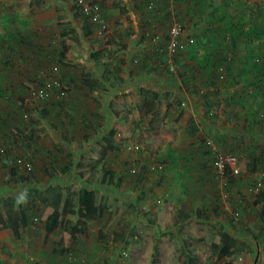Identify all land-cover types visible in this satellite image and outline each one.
I'll list each match as a JSON object with an SVG mask.
<instances>
[{"label":"rangeland","instance_id":"rangeland-1","mask_svg":"<svg viewBox=\"0 0 264 264\" xmlns=\"http://www.w3.org/2000/svg\"><path fill=\"white\" fill-rule=\"evenodd\" d=\"M3 1V4L0 2V201L11 199L14 208L20 204L26 206V189L4 182L12 167L24 175L31 172L30 167L25 168V163L34 168L29 175L33 178L29 182L32 184L30 189L33 191L41 186V191L46 192L45 196L52 194L51 190H43L48 183H51L52 188L57 184L51 179L57 176L54 170L63 167L74 156L76 159L80 157L82 166L77 168L76 162L73 164V177L68 178L66 185L60 189L63 198L78 188L74 175L80 168H83V176L98 187L106 169L115 171L120 181L116 183L118 191L112 190L110 196L103 199L109 212L107 210L99 221L90 222L86 230L89 228L88 233L91 231L93 234L82 235L69 252L60 253L58 247L52 245L51 237L33 232L31 227L38 228L41 224L32 220V225L24 228L19 235L7 229L0 231V262L226 264L224 258L217 259L209 249L221 225L214 214L220 212L227 216L225 214L228 211L233 213L227 203L229 200L232 202L231 186L242 183L250 187L254 180L259 179L258 173L256 178L250 177L252 171L249 162L247 164L245 161L248 154L238 150L239 147L247 148L249 152L256 147L262 149L264 137L253 139L249 135L237 134V131L248 125L242 120L248 121L256 111L264 113V108H259L261 102L258 97L247 98L244 102H238L231 96L204 101L194 94L192 88L196 90V87H190V83L187 84L188 89L163 91L160 82L169 79L170 75V71L164 68L165 61L167 64L174 63L176 69L172 73H182V81L184 76L191 75V71L185 67L190 65L195 69L192 72L195 75L198 63L205 66L212 53H220L209 40L208 33L200 29L198 24L205 25L218 11V16L222 13L239 16L241 7L237 1L245 0H154V10L147 8L149 0H128L131 2L127 3L128 8L140 11V18L144 16L147 21L145 26L140 20L136 21L137 28H144L138 31L144 36L145 43L133 49V57H128L132 59V64L129 68L125 64V70H128L127 74L138 69L141 72L148 71L149 75L154 74L159 80L155 76L144 87L136 86L117 94L105 88L93 93L82 83L83 78H88L93 81L95 88L104 84L113 85L110 72L117 71L118 60L122 57H111L108 47L104 57L90 58L97 53L98 46L94 43L97 36L86 35L84 29L87 25H96H91L80 15L75 9L74 0ZM135 3H139V7ZM247 3L255 7L256 3L262 4L264 0H247ZM125 5L123 0L120 7ZM153 14L154 18L151 17ZM251 16L252 12L247 11L244 17L238 18L244 25L252 26ZM173 23L184 27L183 37L192 33L194 42L190 44L192 46L185 47L179 57H160L163 66L153 68V50L156 52L155 48L165 46ZM63 33L64 37L61 36ZM100 33L98 37L103 41L110 35V31ZM261 39H256L254 44L260 43ZM53 42L58 43L57 46ZM52 43L57 48H53ZM63 44L70 50L67 60L75 59L73 64L56 63V52ZM246 53L243 52L242 56L246 57ZM76 63H80L81 68H75ZM176 64L184 68H177ZM242 67L240 76L249 75V71H244ZM204 71L202 74L198 72L201 79L199 85L207 81V72ZM152 91L159 95L151 116L142 110V101L150 97ZM109 101L108 109L104 110L101 103ZM181 101L183 103L179 104ZM208 110L207 115L205 113ZM115 113L118 117L114 116ZM105 116L111 119L106 120ZM126 116H130L128 121L123 119ZM217 116L221 117L220 122L215 121ZM235 119L242 123L236 125ZM28 120L34 122L35 141L38 144V151L33 156L26 154L32 147H25L20 140L10 143L13 129L18 124L26 125ZM107 122L115 130L113 139H116V150L106 153L99 160V145L102 143L99 139ZM24 128V133H27L28 129ZM213 137L221 142L222 154L237 152L239 155H233L236 158L234 167L240 171L235 183L229 184L220 179L214 165L207 160L206 141ZM67 142L68 146L65 145ZM6 156L10 157V161L5 165ZM158 161H164L166 169L158 173L149 171V166ZM131 169L135 172L130 173ZM249 194L252 196L251 192ZM249 199L248 206L251 205L252 197ZM212 204L215 211L210 216L206 206ZM194 208H198L208 218L201 215V221H194L180 216V213L193 214ZM35 210H40V206L35 207ZM209 217L213 220L210 221ZM106 220H110L108 228L103 227ZM114 232L130 234L128 243L118 246L112 240ZM105 234L107 239H101ZM155 242L157 250L154 255ZM191 243H195L198 248L191 246Z\"/></svg>","mask_w":264,"mask_h":264},{"label":"trees","instance_id":"trees-1","mask_svg":"<svg viewBox=\"0 0 264 264\" xmlns=\"http://www.w3.org/2000/svg\"><path fill=\"white\" fill-rule=\"evenodd\" d=\"M76 2L75 9L77 8L78 12L79 7ZM90 4L98 3L97 0H88ZM150 1V0H149ZM148 1V2H149ZM146 3V6L148 4ZM156 2V1H155ZM237 4L240 5L241 10L238 12L240 15H222L220 11L215 12L213 14V18L208 22L204 23L205 25H200V29L204 32L208 33L209 40H212L215 48H218L220 53H212L210 55V59L207 60L204 64L198 63L199 67L196 69L195 75L192 73L195 69H193L190 65L185 67L189 71H191V75H187L183 77V85L181 84L178 89H188L189 86L187 84H191L190 87H196V90H193L194 94L200 96V99L207 101L210 98H218L221 96H231L232 99H235L238 102H244L247 98L258 97L261 104L260 109L264 108V3H256L255 7H251L247 0L237 1ZM100 5V4H99ZM250 6V7H249ZM148 8V7H147ZM149 9V8H148ZM154 8L150 10H154ZM247 11L252 12V16L250 17V22L252 26L244 25L240 18L244 17ZM83 17V15L80 13ZM150 18V16H147ZM87 21V19L84 17ZM263 20V23H261ZM219 22V23H218ZM88 23L91 24L89 21ZM203 24V23H201ZM246 26V27H245ZM197 27V25H195ZM262 35H259V34ZM64 33L61 35L64 37ZM168 38V37H167ZM261 39V42L257 45L254 44L256 39ZM189 39L194 38L191 34L182 37L180 47L169 57H179L185 47L192 46L190 45L192 42ZM167 40L165 42V45ZM161 48H164L161 47ZM156 52L153 50L151 66L161 67L162 60L160 57H167L164 51H159L160 48H155ZM247 52V56L243 57L242 53ZM97 54V53H95ZM70 55V50L68 47L63 44L61 52L57 55L56 63L60 65L62 64H73V60H67ZM96 55H91V59ZM95 59V58H94ZM243 64V65H242ZM247 67H242L246 66ZM75 68H81L80 63L74 64ZM177 68H184L179 64H176ZM242 69L248 70L249 75L240 76V70ZM164 68L168 71L169 65L164 63ZM55 70V69H54ZM207 72L206 80L204 83L199 85V81L201 80L198 77V72L202 74L203 72ZM170 71V70H169ZM168 71V72H169ZM197 73V74H196ZM170 75L168 81L177 80V78L181 79L180 75L182 73L174 74L172 71L169 72ZM87 77L86 75H84ZM202 76V75H200ZM83 85L87 86L89 90L96 92L95 85L92 80L88 78L82 79ZM189 84V85H190ZM0 89V93H1ZM142 94V90H140ZM158 92H151V96L143 99L142 110L148 112L151 116L154 113L155 100L158 99ZM21 101V100H20ZM183 103V101L179 102V104ZM209 107V105H207ZM110 110V107H109ZM205 114H209V110L206 111ZM115 117H118L117 113L114 114ZM113 117V115H112ZM130 116L122 117L124 120L128 121ZM68 118V116H67ZM216 122H220L221 117H215ZM248 121L242 120V122L247 123V127L244 129H239L237 134L241 135H249V137L255 138H263L264 137V113L256 111L251 117H249ZM68 119H73V117H69ZM106 120H110L111 117L105 116ZM233 119V118H232ZM231 119V120H232ZM232 122V121H231ZM240 120L236 121V125L242 123ZM36 123V121H35ZM104 128H102L103 134V142L104 145L101 149V155L99 160H102L107 151H112L115 149L113 135L115 133L114 127L109 123L104 124ZM198 125V123H197ZM199 126V125H198ZM26 127L28 129V134L24 133L23 129ZM38 136V135H37ZM37 137L34 135V122L28 120L27 124L24 125L18 124L12 131L10 135V143L17 142L20 140L21 144H24L25 147H32L30 152L26 154L28 156H33L35 152H37ZM218 148V151L221 153L220 145L221 142L215 137L209 139ZM74 144V143H73ZM99 144V143H98ZM68 146V142L65 143ZM101 144L99 145V147ZM247 148L243 149L239 147L238 152H244L248 158H246V162L248 164L251 171L259 170L264 172V147L259 149L256 147L255 149H251L250 152L246 151ZM206 157L207 160L210 161V164L216 160L215 153L213 148L206 145ZM222 154V153H221ZM232 155L239 156L237 152H231ZM70 157V156H69ZM79 158H69L66 164L63 167H60L57 170H54L57 176H52L51 179L57 184L52 188L51 183L43 189L44 191H52L51 196H45L41 189L43 187L39 186V189L31 190L32 184L29 183L33 180L29 175L34 171L32 169V165L30 169L32 170L29 173L24 175L21 172H18L16 167H12L10 169V174L6 175L5 184L13 186H20L25 190V205H19L18 208H14L13 201L11 199L0 201V231L9 229L15 235H19V233L26 227H30L32 225V220H36L35 222L40 227L32 228L33 232H37L39 234L44 233V236L51 237L52 245L57 246L60 253H66L70 251V247L73 242L79 237V235H83L86 233V227L92 221H99V219L104 216L105 212L109 208L104 204L103 199L110 196L112 190L118 191L116 187V183L120 181V177H117V173L111 169H106L103 171L102 179L100 184H98L103 190L97 186V184L92 183L89 178L83 176L82 171L83 168L77 169V174L75 178L78 182V188L65 198L60 191L66 185V181L68 178L73 177V172L71 168L75 163V167H81L82 162H80ZM10 161V157L6 156L5 161L3 162L5 165ZM166 164L164 161H158V163L149 166L148 170L152 173L162 172L166 169ZM45 173L49 174L50 172L45 171ZM132 173V172H130ZM217 173V172H216ZM261 173V172H260ZM218 175V173H217ZM225 175L226 178L224 181L227 183H235L238 180V175L231 174L229 166L225 167ZM215 176V174H214ZM261 181L264 183V177H260ZM58 180V181H56ZM256 180L253 181L252 187L256 185ZM24 183V185H22ZM115 185V186H113ZM23 186V187H22ZM32 192H31V191ZM55 190V192H54ZM27 191V192H26ZM3 200V199H2ZM40 206V210H35V207ZM254 206L258 210L259 217L261 222L264 224V187L259 189L258 193L255 196ZM193 214L189 213H180V216L184 219H199L201 213L198 208H194L192 211ZM69 216H73L70 218ZM204 218H208L206 215H202ZM32 222V223H31ZM110 220H106L104 228H108V223ZM104 230V229H103ZM110 235L109 233H107ZM112 240L118 246H122L128 243V237L130 234L124 232H114ZM107 235H103L101 239L105 238ZM53 238H59L55 240ZM158 242V241H157ZM157 242H155L153 246V254L155 255L157 250ZM234 242L232 237L226 233L218 230L210 243V247L212 248L213 253H215L217 259H221L224 257L230 258L232 256L231 248L233 247ZM53 251V250H51ZM0 264H2L0 262ZM229 264H235V262L231 259Z\"/></svg>","mask_w":264,"mask_h":264},{"label":"crops","instance_id":"crops-1","mask_svg":"<svg viewBox=\"0 0 264 264\" xmlns=\"http://www.w3.org/2000/svg\"><path fill=\"white\" fill-rule=\"evenodd\" d=\"M122 1L123 0H99L100 5L99 4L98 5L100 8V13L108 25V29L102 33H106L110 31L109 33L110 35L109 37H107L106 40L103 41L98 37V35L101 34L100 33L101 31L100 29H98L97 25L96 26L87 25V27H85L84 29L86 35L97 36L94 42L98 46L97 54H96L97 57H104L103 56V54L105 53L104 51L108 47L111 50L110 52L111 57H122L121 59L118 60L119 65L116 67L117 71L114 72L113 70H111L110 72V76H112L111 79L113 80V85L104 84L103 86L99 85V88L96 87V90L100 88L103 89L105 88L104 90H109L110 92L115 94L126 92L136 86L144 87L145 85H148L149 81L153 80L156 76L154 74L149 75L148 71L141 72L139 71V69L129 72V74H127L128 70L127 71L125 70L126 68L125 64L129 65L128 68L132 64L130 62V60L132 59L128 57H133L132 56L133 49H136V47H138L139 45H143L145 43L144 36L140 35L138 31L139 29H144V28H137L136 21L140 20L139 22L140 23L142 22V26H145V22L147 20L145 19L144 16L140 18V14H141L140 11L138 12V10H136L135 8H130V9L128 8L127 3L129 2L131 4V2L128 0L127 1L125 0L126 5L124 7L123 6L120 7ZM3 2L4 1L2 0L1 4H3ZM135 4L136 7H139V3H135ZM63 10L66 11V8L64 7ZM153 16L155 17V14L151 15V17ZM114 81L116 83H114ZM160 83L162 84L161 90L163 91H167V90L179 91L178 87H180L181 84L183 85V81H179L178 78L177 80H173L171 82L168 81V79L166 78L164 82H160ZM180 90L182 89L180 88ZM109 103L110 101L106 103H101L102 108L104 110L108 109ZM102 137L101 139H99V142L100 141L102 142L100 143L101 144L100 149H102V146L104 145ZM68 140L70 141L69 137ZM80 140L81 139H79V142H81ZM115 142L116 139L114 140V145ZM79 150H81V144L79 145ZM115 150L116 148L112 151ZM112 151H107V153H111ZM260 172L262 171L254 170L249 175L254 179L256 178L257 173ZM199 174L202 175V173L200 172ZM231 187L232 188L230 190H232L231 192L232 202H230L229 200L227 203L230 206V208L233 209V213L232 211L230 212L228 211V213L225 214L227 216H223V214L217 212V214L215 215L214 214L215 206L213 204L210 206H206V212L209 210L208 213L210 214V216L214 214V217L215 218L217 217L216 219L220 220L221 225L218 230H220L221 232L223 231L228 233L233 239L234 245L231 248L232 256L230 258L224 257V259L227 262L226 264H229L230 261V260L228 261L227 259H232V258L235 264H264V224L261 222L258 210L254 206L255 196L259 190L256 191L254 186L249 187L246 185L245 187V185L242 183H239L235 187L233 186ZM249 192H251L252 196H250V194L248 196ZM201 194L202 193L200 192L199 195ZM250 197H252L251 205L248 206ZM209 219L211 221L212 218L209 217ZM193 220L201 221L202 218L200 216L199 219H193ZM234 224H237V226L234 227L233 226ZM89 230L90 229L88 228L86 230L87 233L83 235L86 236L88 234H93V232L91 231L90 233H88ZM246 230L248 231L246 232ZM80 238H82V235H79V237L73 242V244L75 242H79ZM191 246L195 248L197 247L195 243H191ZM81 248H84L83 245H81ZM209 249L212 250L211 247Z\"/></svg>","mask_w":264,"mask_h":264},{"label":"built area","instance_id":"built-area-1","mask_svg":"<svg viewBox=\"0 0 264 264\" xmlns=\"http://www.w3.org/2000/svg\"><path fill=\"white\" fill-rule=\"evenodd\" d=\"M2 0H0L1 2ZM77 5L79 7L80 13L91 23L98 26L101 32H105L108 29V25L103 18V16L100 13V8L98 3H92L90 4L87 0H76ZM156 6V2L154 0H150L147 4V7L149 9H152ZM184 35V27L182 25H179L178 23H173L169 29L167 43L164 46V48H160L159 51H164L167 57L171 56L181 45V39ZM190 42H193V39H189ZM55 43V42H53ZM53 48H57L54 47ZM58 43H55V46H57ZM62 49V47L60 46ZM61 49L57 50L56 55H58L61 52ZM168 61V60H167ZM172 62V61H171ZM173 64V65H172ZM168 63L169 70L174 71L176 68L174 66V63L172 62ZM40 91L39 93H41ZM63 94V93H62ZM206 144L213 148L215 153L216 160L213 162V165L215 167L216 172L218 173V176L220 179L225 180V167L229 166L231 174L237 175L240 171L234 167V160L236 159L233 155L229 154H221L218 151V148L215 147V145L212 143V141L207 140ZM25 167L29 168V164L24 165ZM131 172L134 173L135 170L131 169ZM259 179L256 180L255 190L258 191L259 189L264 187V183L260 180V177H264V172L258 173Z\"/></svg>","mask_w":264,"mask_h":264}]
</instances>
